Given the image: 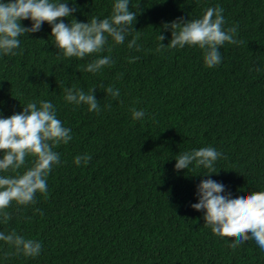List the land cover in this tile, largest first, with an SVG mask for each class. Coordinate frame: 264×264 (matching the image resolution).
Listing matches in <instances>:
<instances>
[{"label":"trees","instance_id":"16d2710c","mask_svg":"<svg viewBox=\"0 0 264 264\" xmlns=\"http://www.w3.org/2000/svg\"><path fill=\"white\" fill-rule=\"evenodd\" d=\"M68 3L77 11L64 21L86 23L110 16L115 0ZM217 6L225 28L238 25L244 42L225 43L220 65L206 67L199 47L156 51L160 31L162 43L171 40L165 22L202 18ZM130 10L138 11L135 29L121 45L109 38L115 64L99 73L83 70L96 55L64 57L47 22L20 37L17 55L0 54V115L50 101L73 136L54 149L61 163L47 178L48 198L37 193L26 207L12 202V219L0 220V232L41 242V254L9 255L15 249L0 241V264H264L254 240L234 251V239L215 236L204 212L191 207L203 179L223 183L233 198L264 191V0H130ZM137 34L140 51L127 46ZM101 83L118 88L119 98ZM73 87L97 88L100 112L67 103L64 90ZM133 107L145 112L142 120L132 118ZM209 146L223 153L218 174L194 165L174 170L177 156ZM86 154L89 163L77 166L74 158Z\"/></svg>","mask_w":264,"mask_h":264},{"label":"clouds","instance_id":"9594fccd","mask_svg":"<svg viewBox=\"0 0 264 264\" xmlns=\"http://www.w3.org/2000/svg\"><path fill=\"white\" fill-rule=\"evenodd\" d=\"M75 4V0H72ZM134 7L139 8V5ZM76 7H70L68 0H0V54L17 55L20 48V37L24 34L41 30L47 22L51 26L54 46L66 58L85 59L96 55L83 69L89 73H99L105 67H112L115 61L110 53L113 45H121L126 37L135 29L134 24L138 11L130 10V0H115L112 13L105 18L92 17L88 22H80L76 18L66 23L63 18L74 17ZM222 7H209L202 18H178L171 23L165 22L162 28L171 31L168 44L162 32L157 37L159 43L156 51L166 49H183L199 47L203 50L206 67L215 68L222 63L221 47L225 44L239 45L238 25L225 28L226 20ZM23 20H31V27L22 24ZM139 34L128 42L129 49L140 51L137 44ZM105 51L109 55H98ZM139 57H129L134 63ZM259 70V69H257ZM106 95L118 99L120 90L113 86L99 85ZM97 88L88 92L83 89L65 88L64 99L76 106L87 105L89 112L99 113V100L94 95ZM134 120L145 117L143 110L130 109ZM72 129L65 127L57 118L56 108L50 101L29 102L23 110L8 117L0 115V172L11 171L15 175H0V220L7 223L12 219L7 209L15 202L18 206L37 203V193L48 198L47 178L54 166L60 165V154L54 149L67 145L72 139ZM33 157L32 167L23 173L20 169L26 165L27 157ZM223 153L214 147H201L184 152L177 156L174 170H189L190 166L207 169L206 174L217 173L215 164ZM90 155H77L74 163L87 165ZM225 185L211 178L203 179L197 185L198 202L191 204L197 211L204 212L205 225L211 228L217 237L233 238L229 245L234 251L239 245L254 240L264 251V191H251L247 195L232 197L225 193ZM36 211H40L37 209ZM43 215V213H40ZM30 219V218H29ZM0 241H4L15 249V255L38 257L42 252L41 242L18 235L15 230L5 234L0 232Z\"/></svg>","mask_w":264,"mask_h":264}]
</instances>
